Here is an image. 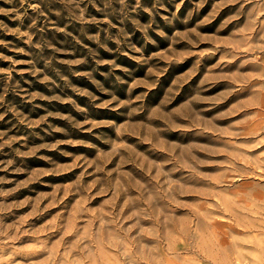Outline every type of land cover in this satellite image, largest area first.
<instances>
[{
  "label": "rangeland",
  "instance_id": "374dc122",
  "mask_svg": "<svg viewBox=\"0 0 264 264\" xmlns=\"http://www.w3.org/2000/svg\"><path fill=\"white\" fill-rule=\"evenodd\" d=\"M262 170L264 0H0V264H264Z\"/></svg>",
  "mask_w": 264,
  "mask_h": 264
},
{
  "label": "bare ground",
  "instance_id": "6f19581e",
  "mask_svg": "<svg viewBox=\"0 0 264 264\" xmlns=\"http://www.w3.org/2000/svg\"><path fill=\"white\" fill-rule=\"evenodd\" d=\"M262 171H264V170H262ZM260 172V171H259ZM263 173V172H262ZM261 201V200H260ZM264 202V201H263ZM256 206V205H255ZM259 206V205H258ZM258 206L256 207L257 209H259L258 208ZM252 207V206H251ZM260 207V206H259ZM248 207H246V209H247ZM252 209V208H251ZM250 211H252V210H250ZM253 212H255V210L253 211ZM234 216H235V214H234ZM236 217V219H237V223L238 224H242L243 226H245V227H247V228H249V230H252L254 227H256L257 228V226H256V223L255 222H251L250 224L249 223H247V222H245L240 216V218L238 217V216H235ZM252 221V220H251ZM247 223V224H246ZM211 226V228H210V236L212 235V237L211 238H213L212 239V244L210 243H208L209 244V246H206V244H198V246H196V247H192V249L194 250V251H196V253L197 252H201L203 255H205V257L206 258H210L212 261H210V263L211 264H217V261H216V259L214 258V254H213V251H215V249L217 248L216 246H218V247H220V248H223V247H225L226 245H227V240H228V236H229V234L231 233V232H233L234 231V233H235V231H237L236 230V228L235 227H233V228H225L220 222H218V221H214L213 222V224L212 225H210ZM231 227V226H230ZM244 233H237L238 235H245L246 234V232L245 231H243ZM246 236V235H245ZM248 238H249V242H251L252 244H253V248L252 249H254V248H256V247H258V248H261V250L262 251H264V240H258V239H256V237H254V238H252L251 236H248ZM204 241V240H203ZM216 242V244L215 245H213L214 243ZM207 244V245H208ZM171 250H175V251H180V250H186L187 249V251H189L188 249H189V247H187V246H185L184 244H182V243H177V245L175 246V247H173L172 248V246L171 247H169ZM217 250V249H216ZM219 250V249H218ZM216 255V254H215ZM162 262H164L165 264H180L177 260L175 261V259H171V258H169L168 256H164L163 258H162ZM184 264H197L196 262H194L193 260H190L189 259V261H185V263Z\"/></svg>",
  "mask_w": 264,
  "mask_h": 264
}]
</instances>
